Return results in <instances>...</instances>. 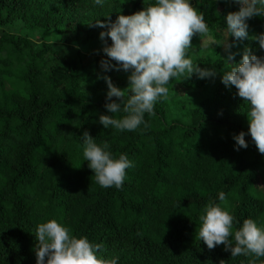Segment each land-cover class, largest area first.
<instances>
[{"label": "trees", "instance_id": "trees-1", "mask_svg": "<svg viewBox=\"0 0 264 264\" xmlns=\"http://www.w3.org/2000/svg\"><path fill=\"white\" fill-rule=\"evenodd\" d=\"M154 3L0 0V264H36V228L53 219L71 235L102 244L97 256L118 257L117 264H264L254 254L232 257L222 244L209 250L199 237L210 201L229 211L235 228L246 218L264 228V154L250 135L246 149L235 150L233 140L248 133L250 105L221 82L231 66L218 43L222 30L228 43L234 40L225 16L239 10L236 4L191 3L204 14L212 44L207 50L197 42L202 36H194L186 58L216 69L215 77L174 78L168 96L158 98L135 131L99 123L110 113L104 107L107 85L97 76L125 89L130 73L103 72L99 61L106 56L85 62L81 48L106 31L89 24ZM247 23L249 36L264 33V16ZM21 25L40 40L17 33ZM246 46L264 56L256 41H237L230 49L235 63ZM84 131L98 145L107 142L113 158L126 154L132 162L121 188L96 182L83 156Z\"/></svg>", "mask_w": 264, "mask_h": 264}, {"label": "clouds", "instance_id": "clouds-1", "mask_svg": "<svg viewBox=\"0 0 264 264\" xmlns=\"http://www.w3.org/2000/svg\"><path fill=\"white\" fill-rule=\"evenodd\" d=\"M224 2L238 5L239 10L225 16L227 33L234 37L233 42L218 43L227 53L226 59H222L231 66L224 71L221 82L225 87L234 86L238 97L250 105L246 115L248 133L241 131L233 135L234 148L237 151L246 149L245 136L250 135L258 152L264 154V56L252 54L246 46L239 63H235L236 53L230 51L237 41L247 39L256 41L264 50V33L249 36L247 23L252 17L264 16V0ZM95 3L101 5L103 0H95ZM89 26L106 29L99 33L101 51L107 57L99 61L103 72L123 70L130 73L125 89L115 86L107 75L97 76L107 85L104 107L110 115L102 114L98 118L105 129L111 126L119 131H135L145 124V113L153 114L158 98L168 96L167 85L174 78L187 79L195 73L197 78L203 79L217 74L216 69L198 67L192 59L186 58L192 48V38L209 33L204 14L189 0H155L154 4L131 15H117L115 21L97 19ZM106 38H110V45ZM120 112L124 113L120 118L112 115ZM80 138L84 160L99 186L121 188L126 169L133 166L127 155L113 158L108 151L109 144L98 145L87 131ZM225 198V193L220 192L219 200L223 202ZM200 220L199 237L209 250L222 244L232 257L249 254L264 257V228L253 219L246 218L235 228V218L229 211L210 201ZM35 240L36 264H117L118 261V257L99 258L97 252L103 250L102 244L71 235L68 228L54 219L37 226Z\"/></svg>", "mask_w": 264, "mask_h": 264}, {"label": "rangeland", "instance_id": "rangeland-1", "mask_svg": "<svg viewBox=\"0 0 264 264\" xmlns=\"http://www.w3.org/2000/svg\"><path fill=\"white\" fill-rule=\"evenodd\" d=\"M124 2V4L129 7L132 2L134 0H122ZM194 0H189L190 3H193ZM1 29V27H0ZM16 33V32H15ZM17 33L19 34H27V36H29V38L32 39V41L38 42L40 40L39 36L37 34L32 35L31 33H29L28 29L21 25L18 28ZM222 33V38L220 39L221 45L227 42V36H226V32L225 30L221 31ZM60 39L59 36H57L56 38L51 37L49 41H54V40H58ZM197 42L199 44H202V46H204L205 48H207V50L210 48L211 44H212V38L207 35V36H202L201 38H199L197 40ZM110 45V44H109ZM102 49V42L100 41V39L98 37L92 39L90 42H88L86 44V46L82 47L81 50L83 53H85L86 59L85 62H90L93 61L95 62L97 59L101 58V57H105V54L101 51ZM82 86H85V83L82 81ZM175 92L177 93H181L183 91V88L179 85H176L174 88Z\"/></svg>", "mask_w": 264, "mask_h": 264}, {"label": "built area", "instance_id": "built-area-1", "mask_svg": "<svg viewBox=\"0 0 264 264\" xmlns=\"http://www.w3.org/2000/svg\"><path fill=\"white\" fill-rule=\"evenodd\" d=\"M237 7L239 8V6L237 5Z\"/></svg>", "mask_w": 264, "mask_h": 264}]
</instances>
